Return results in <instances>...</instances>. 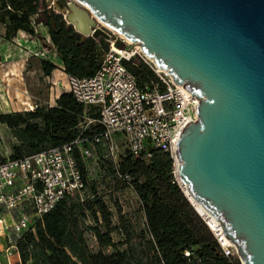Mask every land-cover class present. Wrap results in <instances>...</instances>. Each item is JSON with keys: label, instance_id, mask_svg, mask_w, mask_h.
<instances>
[{"label": "water", "instance_id": "water-1", "mask_svg": "<svg viewBox=\"0 0 264 264\" xmlns=\"http://www.w3.org/2000/svg\"><path fill=\"white\" fill-rule=\"evenodd\" d=\"M46 3L83 38L110 41L114 30L137 41L199 99L177 143L178 182L242 264H264V0Z\"/></svg>", "mask_w": 264, "mask_h": 264}, {"label": "trees", "instance_id": "trees-1", "mask_svg": "<svg viewBox=\"0 0 264 264\" xmlns=\"http://www.w3.org/2000/svg\"><path fill=\"white\" fill-rule=\"evenodd\" d=\"M35 16H41L39 22L48 27L50 42L44 39V44L56 50L59 61L40 59L44 77L58 67L78 77L97 73L110 48L104 37L83 38L62 13L48 8L46 0H0V24L6 40L12 41L20 31L42 38L36 31ZM123 63L140 87H152L159 81L139 55ZM84 110L72 92L63 91L54 106L0 112V124L6 125L17 139L9 158L71 142L80 133ZM92 127L102 129L100 125ZM120 163L121 169L135 178L133 185L140 199L138 212L145 218L139 236L140 257L132 247L121 248L131 237L122 241L113 238L115 232L130 236L129 229H136L127 216L119 212L120 225H114L113 213L101 197L81 201L78 195H69L37 218L35 229L26 231L17 241L21 264H186V250L193 251L204 264H242L239 257L225 255L205 218L183 191L169 152L154 149L149 161L126 153ZM82 169L85 172L84 166ZM113 178L116 179L114 166ZM88 211L96 215L94 223L87 224ZM102 225L107 229L102 230ZM86 230L93 231L96 237L99 249L95 252L89 248Z\"/></svg>", "mask_w": 264, "mask_h": 264}, {"label": "built area", "instance_id": "built-area-1", "mask_svg": "<svg viewBox=\"0 0 264 264\" xmlns=\"http://www.w3.org/2000/svg\"><path fill=\"white\" fill-rule=\"evenodd\" d=\"M47 6L58 12L53 6ZM118 39L126 43L125 50L129 51L114 45ZM109 42L110 48L95 75L78 77L58 67V72L63 76L60 74L53 81L56 86L66 87L85 106L79 135L60 146L0 160V235L7 233L10 243L5 250L7 258L14 252L19 253L17 241L26 231L35 229L36 219L54 209L64 197L78 195L84 201L95 196V193L88 191L89 179L86 176L87 162L93 157L110 160L116 178L113 183L119 182L122 186L118 198L108 200L101 196L113 213V224L120 225L119 212L135 224L140 199L133 185L135 178L121 169V139L126 144V153L134 158L142 157L149 161L154 149L169 152L178 180L177 143L186 124L197 119L199 99L184 86L176 84L167 71L160 69L144 54L140 44L131 47L119 33L112 34ZM25 48L40 59L58 60L53 48L33 43L25 45ZM134 55H139L157 74L159 81L152 87H140L123 63ZM53 76L45 78L51 79ZM92 125H100L102 129H94ZM142 218L144 224L145 218ZM206 222L225 255L238 257L233 244L223 237L224 233L212 227L209 221ZM184 254L186 264H204L193 251L186 250Z\"/></svg>", "mask_w": 264, "mask_h": 264}, {"label": "rangeland", "instance_id": "rangeland-1", "mask_svg": "<svg viewBox=\"0 0 264 264\" xmlns=\"http://www.w3.org/2000/svg\"><path fill=\"white\" fill-rule=\"evenodd\" d=\"M65 3L75 0H63ZM83 7V6H82ZM58 13V12H56ZM41 16H35L37 24ZM41 27L39 28V30ZM110 33L117 34V31L110 30ZM138 43L137 41H135ZM130 43L134 47L136 43ZM0 112L11 111H27L33 110L37 106L56 105L57 96L67 88H61L53 84L57 77L61 74L54 71L51 79L45 78L41 67L40 58L31 55L26 48L13 40L7 42L3 36V28L0 24ZM62 75V74H61ZM63 76V75H62ZM17 142L16 137L10 133L6 125L0 124V159L9 158L12 155V146ZM119 152L121 156L126 155V144L123 139L119 140ZM86 176L88 177V191L95 193L94 197L87 199H98L105 196L108 200L118 198L122 186L114 184L113 163L108 159L97 160L93 157L88 160L86 165ZM132 197V195H130ZM90 217L87 223H94L96 215L92 211H88ZM137 218L134 224L136 229H129L128 234H120L115 232L113 238L116 241L129 240V243L121 245V248L132 247L134 253L140 249V229L143 228V218L139 212L136 213ZM102 230H106V226H101ZM137 230V231H135ZM85 237L89 248L92 251L99 249L96 237L91 230H86ZM6 246L5 241H1ZM109 249L107 248L106 251ZM140 257V254H138ZM3 250L0 248V264H5ZM146 258H144V262ZM7 263V261H6ZM14 264V262H12ZM16 264H21L18 258ZM30 264V263H29Z\"/></svg>", "mask_w": 264, "mask_h": 264}, {"label": "crops", "instance_id": "crops-1", "mask_svg": "<svg viewBox=\"0 0 264 264\" xmlns=\"http://www.w3.org/2000/svg\"><path fill=\"white\" fill-rule=\"evenodd\" d=\"M2 28H3V36H4V27L3 25L1 24ZM36 31L41 35L42 38H40L39 36H32L30 35L29 33L25 32V31H20L17 36L13 39L19 43H22L23 46L25 47V45L29 44V43H33V44H36L38 46H41V47H47L45 46L44 44V39H47V41L50 42V37H49V30H48V27L45 26L42 22H40L39 24H36ZM41 27V29L39 30V28ZM12 40V41H13ZM7 42H11L9 40H6ZM58 61V60H57ZM59 62V61H58ZM56 71H58V68L55 69ZM54 70V71H55ZM63 92V91H62ZM61 92V93H62ZM60 93V94H61ZM58 94V96L60 95ZM51 106H54V105H51ZM7 217L9 218V216L7 215ZM7 233L5 232L3 235H0V248L3 250V256L5 257V264H13L12 262L15 263L16 261V258L19 259V261L21 262V259H20V255L19 253L17 252H14L11 257L7 258L5 256V250L6 248L10 245L9 241L7 240ZM1 241H5L6 242V246H3L4 244L1 243ZM97 241V240H96ZM109 252V250H108ZM7 261V263H6Z\"/></svg>", "mask_w": 264, "mask_h": 264}, {"label": "bare ground", "instance_id": "bare-ground-1", "mask_svg": "<svg viewBox=\"0 0 264 264\" xmlns=\"http://www.w3.org/2000/svg\"><path fill=\"white\" fill-rule=\"evenodd\" d=\"M121 34V33H119ZM122 35V34H121ZM123 37L126 38V40L128 41V43H134L135 41L127 38L126 36L122 35ZM136 43V42H135ZM125 50V49H123ZM125 51H128V50H125ZM185 187V186H184ZM196 207L198 208V210L200 211V213L202 214V216L207 220L209 221V224L214 227L215 229H217L218 231H220L222 234H223V230H222V227H221V224L214 218H212L207 212H205L197 203H195ZM223 237L225 238L226 241H229L225 235L223 234Z\"/></svg>", "mask_w": 264, "mask_h": 264}, {"label": "flooded vegetation", "instance_id": "flooded-vegetation-1", "mask_svg": "<svg viewBox=\"0 0 264 264\" xmlns=\"http://www.w3.org/2000/svg\"><path fill=\"white\" fill-rule=\"evenodd\" d=\"M59 13V12H58Z\"/></svg>", "mask_w": 264, "mask_h": 264}]
</instances>
